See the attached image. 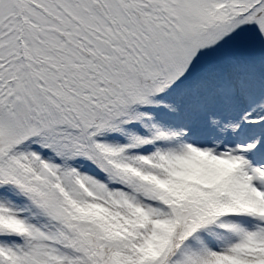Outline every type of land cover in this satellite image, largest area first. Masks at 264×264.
Segmentation results:
<instances>
[{"label": "snow or ice", "instance_id": "snow-or-ice-1", "mask_svg": "<svg viewBox=\"0 0 264 264\" xmlns=\"http://www.w3.org/2000/svg\"><path fill=\"white\" fill-rule=\"evenodd\" d=\"M0 264H264V0H0Z\"/></svg>", "mask_w": 264, "mask_h": 264}]
</instances>
